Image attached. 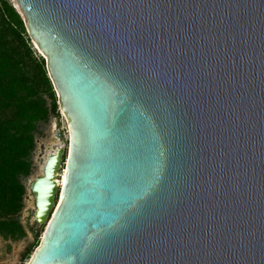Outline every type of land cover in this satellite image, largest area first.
Listing matches in <instances>:
<instances>
[{
	"label": "water",
	"instance_id": "95a60500",
	"mask_svg": "<svg viewBox=\"0 0 264 264\" xmlns=\"http://www.w3.org/2000/svg\"><path fill=\"white\" fill-rule=\"evenodd\" d=\"M16 3L68 129L27 264H264V0Z\"/></svg>",
	"mask_w": 264,
	"mask_h": 264
},
{
	"label": "trees",
	"instance_id": "16d2710c",
	"mask_svg": "<svg viewBox=\"0 0 264 264\" xmlns=\"http://www.w3.org/2000/svg\"><path fill=\"white\" fill-rule=\"evenodd\" d=\"M45 64L18 11L9 0H0V237L5 241L26 236L19 220L22 180L32 171L38 125L59 117Z\"/></svg>",
	"mask_w": 264,
	"mask_h": 264
},
{
	"label": "rangeland",
	"instance_id": "374dc122",
	"mask_svg": "<svg viewBox=\"0 0 264 264\" xmlns=\"http://www.w3.org/2000/svg\"><path fill=\"white\" fill-rule=\"evenodd\" d=\"M9 1L22 17L26 28V20L20 13L16 0ZM31 43L33 48L36 49L32 40ZM37 53H39L38 50ZM55 96L57 98L59 109L58 93L56 91ZM55 143L64 145L66 151L68 144L67 121L60 110L59 117H51L47 122L38 125L37 132L35 134V148L31 155L32 171L28 177L22 180L25 187V195L23 199V209L19 214V220L25 228L26 236L19 241H5L0 237V264H27L34 252V249L40 244V239L46 224H36L32 220L33 197L29 190V186L30 182L41 174L39 169L41 161ZM63 158H65V154ZM37 233L39 236L36 242ZM27 253L29 254L27 255Z\"/></svg>",
	"mask_w": 264,
	"mask_h": 264
},
{
	"label": "bare ground",
	"instance_id": "6f19581e",
	"mask_svg": "<svg viewBox=\"0 0 264 264\" xmlns=\"http://www.w3.org/2000/svg\"><path fill=\"white\" fill-rule=\"evenodd\" d=\"M61 145L59 144V143H55V144H53L52 145V147H51V149L45 154V156H44V160H45V157L47 156V155H50V154H52L53 152H55V150L57 149V148H59ZM43 164H40V172H42V169H43ZM61 175H62V178H63V176H64V170L61 172ZM57 182H61L60 180L59 181H57Z\"/></svg>",
	"mask_w": 264,
	"mask_h": 264
}]
</instances>
